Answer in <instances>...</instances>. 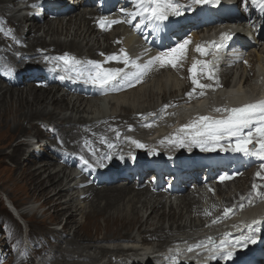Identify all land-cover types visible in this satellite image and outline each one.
I'll list each match as a JSON object with an SVG mask.
<instances>
[{
    "label": "bare ground",
    "instance_id": "bare-ground-1",
    "mask_svg": "<svg viewBox=\"0 0 264 264\" xmlns=\"http://www.w3.org/2000/svg\"><path fill=\"white\" fill-rule=\"evenodd\" d=\"M22 1L23 0H0V126L4 129L0 130V142L8 135H6L7 132L18 134L27 133V130L23 127V123L26 121V124H28L31 129L35 131L37 130L36 133L40 136L43 135L42 132L45 129L51 130L53 133V137L51 138V151L57 152L59 149H64L65 154L63 159H58L59 157L55 159L51 157L48 159V155H40L37 158L41 160L40 165H38L39 161L37 159L34 160L32 158H27L25 162H23L20 160L19 156L24 152L27 143L24 144L21 142L17 143L12 151L6 156L4 152L1 151L0 159L6 158L14 164L9 168H11L10 170L13 173H11L10 179L14 181L15 184L23 185L32 195L43 197L44 203L49 205L47 211L53 209L54 219H51L52 222L53 220L54 222L60 221L58 219L65 216L62 223L65 233L59 235L52 232L45 220L36 222L35 225L41 227L42 234H45L49 238V241L46 243L44 242L45 249L42 250L48 252L50 256H40L41 252L39 254L41 260H49L52 264H79L75 259H90L92 261V258H94L98 261L97 257L100 255L113 254L115 257L120 256L121 258L114 260L113 257L110 256V259L107 260V262L105 261L104 264H132L130 256H134L135 258L136 255L139 256L138 259H136L137 257L135 258L136 260L141 259L144 261L147 259V263H149L148 258L150 259L152 256L151 249L153 248H164L170 253L178 254L183 250L185 243L193 242V244L198 246L199 249L200 247H203L208 251L211 249V242L206 240L214 235H219L223 240L231 242V244L225 243V245H223L224 252H231L234 249H239L240 251V249H242L248 250V254H251L255 251L256 246L260 243L258 242L256 245L259 234H253L250 226L252 222L257 221L259 218H261L264 225V214L258 217V215L264 211V204H262L264 203V175H262L264 173V167H253V165L264 162L262 159L249 161L248 164H244L240 170L237 171V175L231 177L224 176L226 178L223 181H221V179L217 181L213 186V190L222 199L220 205L222 204L223 207L230 209V211L227 214H225V211H219L217 217L213 219L211 218V220L208 219L209 221L206 224L202 223L200 225H195L194 220L205 218V216L209 214L201 208L200 204L203 200L201 192L205 191V189H201V187L211 183V175L208 176V179H206L205 182L202 179L195 182L201 183L197 185L196 189L190 190V187H187V191H180L175 187H163L161 184L154 186L149 183H144L135 188L132 186L133 182L131 181L133 177L131 176L127 179H123L128 180L125 187H122V181L116 182V184L120 183L117 184L120 186L110 185L120 176L118 173L113 172L115 167L120 168L122 164L129 163L124 161L126 160L124 158L125 155H121V158L118 157L120 160H115L117 159L116 155L120 153L121 147L129 141V139L122 137V134H143V138L138 136L133 140L144 146L138 147L137 144L134 143L140 149L141 153L150 148V139L155 135L152 133L158 135V138L154 141L156 145L160 147H170L171 143H169V138H165L164 133L169 135V132L165 131L167 130V126L171 125L175 118L172 117L170 121L163 119L166 115L165 113L168 111L167 106H170L173 103H177V106L188 99L190 101L196 99V107L194 108L193 106V108L197 112L198 106L203 105H199L198 103L201 102L202 98L207 96V92L205 91H203V95H201V91L195 84H193V79L195 78L199 83L208 85L209 87H207V89H213L220 81H224L223 86L229 88V72L223 71L218 74V77H220L219 82H215V80L208 82L205 81L207 79L206 74H209L208 70L211 67L206 65L204 60H200L199 73L194 75L193 71L190 69L189 63H191V60L196 58L195 61L197 63V59L201 56L196 50L197 47H208L210 41L211 44L214 41H220L217 34L213 38L211 37L210 32L202 35L211 37L208 38V41L202 44V41L198 36V33H205L214 23L203 21L198 25L196 33L193 34L197 43L191 44L190 46L186 45L183 54L176 55L177 66L175 68L169 64L161 67L159 61H154V58L157 57V55L151 53L148 57L151 58V61H154L152 65H156L158 69H154L153 66L149 72L140 77L139 81H137L135 77L125 80L121 76L110 85L105 86L104 88L100 87L94 92L82 89L80 91L77 87L76 89H73L71 84L63 83L61 85L67 93L58 98L56 93L61 87L54 86L55 90L53 91L52 87L47 86L48 83L51 84L54 81V77H59L58 73L56 70H52V74L44 75L45 70L54 65L74 78L80 79L81 77H87L86 73L91 66L85 64L84 60L94 59L97 55L103 56L108 52V46L104 48H100L99 46L95 48L93 45L88 46L89 41L103 36L102 34L109 30V24H111V21L104 22V25H99V16L107 17L112 14H119L118 11L115 10L118 4H121V8L125 9L131 6V3H117V0H112L110 6L104 9H99L97 7V0L85 3L79 1L72 7L63 8L67 9L66 12L69 11L71 14H69L70 17L64 24L60 22V20H62L63 17L65 18V16L61 17V14L50 16V13L48 12V15L45 14L40 20L43 21V23L38 25V23L35 22V19H31L30 21L26 20L24 22V17L22 15H17L23 10L22 5L17 6V3ZM39 1L41 3L43 1L45 2V0ZM182 1L184 4H177L180 6V12L184 13L192 10V6L190 8L185 7V5H191L192 0ZM92 2L96 3L94 5L96 7H89L91 12L84 11L86 10L85 4ZM251 3L252 0H242L241 5L243 6L244 11L241 16L234 19H228V21L224 22L229 24V22H237L241 21L242 18H248L251 12L247 11V5L250 6ZM262 19H264V16H261V20ZM194 24L191 23L190 25ZM40 30H42L43 36H37ZM63 33L64 35H69L70 33L74 40H71L72 42L68 44L63 40H60L58 37L54 38L55 35H62ZM141 34L144 35L145 32H141ZM108 36L104 35L106 42L109 39H112L113 41V39L118 40L120 38L117 35L113 36V38H109L110 36ZM47 37L51 39L48 42L45 41V38L47 39ZM80 38H83V40L90 38V40L87 42L85 41L86 43L82 45V42H76L77 40L79 41ZM121 38L125 45H130L135 41V38L128 33H125L124 36L122 35ZM260 39L261 41L256 44L257 50L264 54V46L261 47L264 43H262L264 35H261ZM113 42L111 43L112 45ZM107 43H109L110 46V42ZM179 44L180 43L173 44L169 47L159 46L158 48H164L162 53H167L169 49L176 47ZM86 47V52H83L82 50ZM70 49L78 50L71 51ZM192 52H194V56ZM65 56L72 58L73 67H75V64L79 65V67H81L80 64L82 65V70L79 72L80 74L71 72L72 66L70 64H65L61 59ZM187 58L188 61H186ZM40 62H45V64L41 65ZM181 62H186L185 67H180L178 63ZM260 63V67L262 66L264 71V59L261 60ZM37 66L43 68L44 71H40ZM223 66H227V64ZM122 67L125 66H121L120 68L118 66L119 69H122ZM164 70H172L176 76H180L184 79L188 76V79H186L188 83L183 85L185 94H187L186 99L173 100V98H171L170 101L167 99V94L171 95L176 92L178 83L177 77L175 75L173 76L170 73L171 71L165 72ZM230 70L232 69L230 68ZM262 73L263 74H261V77L259 78V86H261V83L264 81V72ZM231 74L233 73L231 72ZM33 76L39 79V81L42 80V82L28 84L27 79ZM152 76L157 79H155L157 83H152L147 89L144 88L142 96L145 100H152V103L145 106L144 103H146V101L141 100L140 98L142 92L139 93L137 90L140 91L142 87L138 86L148 82ZM49 77L51 80H49ZM238 80L239 82L242 81L243 84L245 83L246 78L243 79V73L239 75ZM150 82L151 80L148 83ZM23 87H26L27 89H25L27 91L24 92ZM155 89H157L158 92L155 91ZM72 90H78L79 96L83 98H85V95H90V97L93 96L95 98L99 97V95H113L109 100L111 103H109L114 108L119 107V113H114V115L111 113L108 117H103L102 119L100 118L94 121L83 119L75 121L71 118H61L58 121L56 117L61 113L60 111L68 109L65 99L68 92ZM225 91H227L226 94L224 93L226 98L223 97L225 102L223 101L224 105L220 109H228L227 107L225 108V106H230L235 102H237L238 105L244 104V101L256 97L260 93V90H258L254 95H241V93L233 94V90L228 89ZM189 93H191V95H188ZM145 95L148 96L146 97ZM155 96L162 97L161 102L159 101L160 104H154L153 100ZM238 96L242 97L239 98ZM207 98H209V96ZM140 103L144 104V107H141V105H139ZM48 106L52 107V109L47 110ZM218 107L211 109L206 108L207 110H203L204 112L201 114L202 116L208 117L221 115L224 111L217 112L216 109ZM177 108L179 109V107ZM76 111H78V108H76ZM187 111H189V108ZM200 117L201 115H196L195 118L190 120H179L176 130L172 131V133L175 135L180 134L182 127L197 122ZM10 119H12V122ZM34 119H37L35 125L31 122ZM42 121H45L47 124H43ZM149 124L153 126H146ZM152 127L156 128L150 132V128ZM186 132L191 134L190 129L186 130ZM150 134H152V136L149 137ZM162 134L163 136L161 137ZM183 136L190 137L184 132ZM190 140L191 137L190 139L185 138L182 141L183 144L187 143L190 147L196 146L190 144ZM163 141H165L164 144H162ZM235 141H233L234 145ZM107 155H111L112 158L110 160L103 159ZM201 155L202 154L196 149H191L183 154V158L185 160H190L192 158L201 157ZM127 159H129L130 162L135 161L133 157ZM84 160H88L96 167L95 170H98L96 177L90 179L91 183L87 185V192L84 196L86 200H88V207L90 208L89 211L84 214L85 223L89 220L95 225L96 229L100 230V232L104 231L106 234H112L113 236L96 237L93 239L83 237V235L79 233L81 228L80 225L77 228L75 227L73 235L70 238H65V235L67 234L66 231H69L73 227L74 219L71 214L67 215L70 211L69 202L62 203V200L65 198L68 191L62 186V178L59 177V174L63 173L64 170L69 167L83 169ZM56 161L62 165V168L58 172L51 174L50 168L55 167L54 165H56ZM219 168L226 170L221 164H219L212 171H216ZM252 168H256L257 173H252L251 177L247 175L243 178L242 176V180L241 178L238 179V182H244L243 185H246L245 188L238 192L236 191V194L229 196H227V194L226 196H223L224 193H228L227 186L230 185L232 181L234 182L235 178L240 173L248 172ZM101 169L102 171L99 172ZM221 169L219 170L222 171ZM147 171L148 170H144L143 174ZM203 172L201 174H203ZM258 174L261 175L260 179L257 178ZM103 178L104 181H102ZM198 178H200V176L195 177V179ZM65 179L67 180L68 177L66 176ZM187 179L188 177L185 180ZM97 180L98 183L102 184L101 187L96 185ZM141 180L142 181H140L139 184H141L145 178L142 177ZM195 183H182V185H191ZM254 185L255 188L253 187ZM207 196L208 195L205 194L203 198L208 199ZM249 200H251V203H249ZM240 203H242L241 205H243V207H241ZM137 204H139V206H137ZM213 204V209H217L218 203L213 202ZM166 206L168 207V212H165ZM209 211L211 212V210ZM237 213L238 215L235 216ZM11 214L18 223L22 224V220H20L21 214ZM11 220L6 219L10 225V229L15 230L16 228L13 226ZM245 220H247V222ZM191 222L193 225H191ZM165 224H167V229L164 228ZM100 225L103 226V228H100ZM234 230H238V234L234 233ZM133 233H135V235H133ZM249 237L253 238L251 239V242H249L250 239H247ZM148 239L149 241L157 240L158 242H164L157 245L155 244V246H150L149 244L140 245L141 242L148 243ZM61 242H64L67 249L74 247L81 248L82 250L87 249V251L95 250L94 254L97 250L98 254L96 253L95 257H93L92 255L83 256L82 251H64L61 249ZM100 244H109L108 246L113 245V247L106 248L105 246H100ZM219 247L220 246H217L214 250L217 251ZM131 252H133V255L128 256ZM123 256H125V258H123ZM175 261V259L171 260V263H174Z\"/></svg>",
    "mask_w": 264,
    "mask_h": 264
},
{
    "label": "rangeland",
    "instance_id": "rangeland-1",
    "mask_svg": "<svg viewBox=\"0 0 264 264\" xmlns=\"http://www.w3.org/2000/svg\"><path fill=\"white\" fill-rule=\"evenodd\" d=\"M131 1L135 2V0H131ZM136 1H137L136 5H138L139 0H136ZM169 2H171L173 4H179V5L184 4L182 0H169ZM21 5H24L23 1L17 3V6H21ZM94 7H96V6H94ZM185 7L190 8L191 5L190 4L185 5ZM85 9L86 10H84V11L91 12L90 8L88 6H86ZM117 9L119 10L120 6H118ZM17 15L21 16L20 14H17ZM70 15L65 16V18L63 17V19L61 18L62 20H60V19H58V20H60V22H62L64 24L65 21L70 17ZM112 15H114V14H112ZM107 17H109V16H107ZM107 17L106 16H99L98 24L101 25L102 20L104 22H107L108 21ZM122 20L128 21L129 19L128 18H122ZM133 21H135V19H133ZM35 22H37L38 25L39 24L41 25L43 23V21H38V20ZM138 23H139V21L135 22L134 24L137 25ZM110 25L111 24H109L108 32L103 33L102 34L103 36H101L95 40H91L88 43V46L93 45L95 48L98 46L100 48H104V47L108 46V52L106 53V55H103V56L97 55L96 58H94L93 60L92 59H85L84 60L85 64H88L89 66L92 67L93 64L98 63V64H100L102 69L106 71V70H111V69H107V68H112L111 65L108 63L110 60L109 57H116L117 59H113V61H116V62L122 60L121 59V57H122L121 52L124 51V46L122 47L123 42H122L121 36L123 33L126 32V30L121 28L119 25H116V26H112V25L110 26ZM70 33H69V35L68 34L64 35V33L62 35L58 34V35H55L54 38L58 37V38H60V40H63L69 44L70 42H72L74 40V38L71 36ZM187 33H190V34L187 35ZM187 33L185 34V36L187 35L186 39H188L190 41L187 45L190 46L191 44H196L197 42L195 41V39L193 37V34H195V33H193V32H187ZM40 35H42V30H40L39 33L37 34V36H40ZM104 35H107V36L109 35L110 36V37L108 36L109 38H111V37L113 38V36L117 35L120 38L118 40L113 39V41L115 40L114 42L112 41V39H109L107 41V42H110V46H109V43H107L104 39ZM49 40H51V39H49V37H47V39L45 38V41L48 42ZM82 40H83V38H80L79 41L77 40L76 42H82V45H84L88 40H90V38H88L87 40H83V41ZM112 42H113V45L111 44ZM263 42H264V39H263L262 43ZM262 46H264V43L261 45V47ZM203 48H206V47H203ZM85 49L87 50V47L84 48L82 51L86 52ZM254 49L255 50H253V49L247 50L245 52V54L238 55L235 58H231V61H229V65L227 64V66H221V68H219L218 71L215 70L214 68H212V69L209 68L208 72H209V74L212 75L213 79H209V74L208 75L206 74L207 79L205 81H208V82L211 81L212 82L213 80H215V82H219L220 77H218V74L222 73L223 71H226V72H229V76H230L229 80H232L235 83V81L238 80L239 75L241 73H243V79L246 78L245 83L243 84L241 81V82H239V85L237 84V85H235V87L229 88V90H233V92H232L233 94L234 93H241V95L242 94H244V95L245 94L246 95L253 94L254 95L255 93L258 92L257 89L260 88L259 78L261 77V74H263L262 72H264L263 67L262 66L260 67V64H261L260 61L264 59V56H263L264 54L261 52H258L256 45H255ZM70 50L73 51V50H78V49H70ZM161 54H163V53H161ZM178 54H180V53H176V55H178ZM192 54L194 56V52H192ZM195 60H196V58L191 60V63H189V64H190L191 70L193 68L192 66L196 65L195 74H197V73H199L198 70H200V60H204V62L206 64V58H205V55L203 54V56H201L197 59L198 64L196 63ZM186 61H188V58ZM40 64L43 65V64H45V62H42V63L40 62ZM69 64L72 66V63H69ZM178 64L180 65V67L183 68V67H185L186 62L185 63L181 62ZM74 66L75 67L72 66L71 72L72 73L76 72V74H80L79 72H81V70H82V65L80 64L81 67H79V65H76V64ZM117 66H119V68L121 66H124V62L122 64H121V62L118 63V65L115 66L116 69H114L113 71L119 69ZM153 66H154V69H158L157 67L155 68V65H153ZM103 67H107V68H103ZM37 68H39L40 71H42V70L44 71L43 68H40L38 66H37ZM76 68H78V69H76ZM230 68L232 70H230ZM257 69H258V73L255 72V70H257ZM52 70L53 71L56 70L59 77H57V76H56L57 78L54 77V81L51 84L48 83L47 86L52 87L53 91L55 90L54 86L61 87L60 90L56 93V96H58V98L61 95H64L67 93L64 90V87L61 85L63 83L71 84L73 89L74 88L76 89V87H77L78 90H80V91L82 89V90H87L89 92H94V91H97L98 88H100L98 85H94L91 82H88L87 77H81L80 79L74 78V77L64 73L60 68H58L57 66H54V65H52L50 68L46 69L44 72V75L52 74L53 73ZM57 70H59V71H57ZM164 71L165 72L171 71L170 73L173 76L175 75V73L172 70H170V71L164 70ZM202 72H204V71H202ZM231 72L233 74H231ZM176 77H177L178 86H180V87L177 86L175 93H173L171 95L170 94L166 95L167 99L169 101L171 98H173V100L174 99L175 100H177V99L182 100L184 98L186 99V96H187V94H185V90L183 88L184 87L183 85L188 83L186 81V79H188V76H186L185 79L180 77V76L179 77L176 76ZM155 79L156 78L154 76H152L149 79V81L151 80L150 83H148L149 81L145 82L144 83L145 85L143 84L142 86H140V87H142L140 89V91L137 90V92H139V93L142 92V94L140 95L141 100H145V98L142 96L144 88L147 89L150 85H152V83L156 84L157 79L156 80ZM49 80H51L50 77H49ZM153 80H155V81H153ZM164 80H166V79H164ZM27 82H28V84H30V83H34V82H42V80L39 81V79H37L36 77L33 76V77H30L29 79H27ZM60 82H62V83H60ZM25 88L26 87H23L24 92L27 91L26 90L27 88L26 89ZM198 89L201 92H203V91L207 92V96L202 98L201 102L198 103L199 105L200 104H203V105L198 106L197 112L194 110V108L196 107L195 106V104H196L195 100L196 99H194L193 101H190L188 99V100L184 101L187 103L186 105H188V106H186V105H184L185 107L178 106L179 109L176 106L177 103H173L172 105L167 106L168 111H167V113H165L166 115L163 117V119H165V120L167 119L168 121H170V119H172V117H173L176 120H178L179 118H182V120H190L192 118H195L196 115L202 116L201 113L204 112L203 110L218 107V105H219L218 108L223 107V105H224L223 101H224V98H226L225 94L227 93V91L217 90L215 93H211V91H212L211 88L207 89V87H206L203 89H201V88H198ZM78 90H75V91L72 90V91L68 92L66 99H65V102L68 105V109L60 111L61 113L56 117V119L58 121L61 118H71L72 120H75V121L82 120V119L88 120V121H90V120L94 121V120H98L100 118L102 119L103 117H108L109 115H111V113H112V115H114V113H119L118 112L119 107L114 108L110 104L111 102L109 100L112 98L113 95H99V97H97V98H95L93 96L90 97V95H85V98H83V97L79 96ZM64 91H65V93H64ZM155 91L158 92L157 89H155ZM145 96L147 97L148 95H145ZM208 96H209V98H207ZM138 97H139V95H138ZM161 99H162L161 96H155L154 100H153L154 104H156V105L160 104ZM145 101H146V103H144L145 106L152 103V100L149 101L147 99ZM148 101H149V103H148ZM144 104L140 103L139 105H141V107H144ZM100 105L105 106L103 108V111L99 110L98 106H100ZM193 106H194V108H193ZM76 108H78V111H76ZM188 108H189V111H187ZM51 109H52V107H50V106L47 107V110H51ZM174 111H175V113H174ZM10 121L12 122V119H10ZM36 121H37V119H34L31 122L33 125H35ZM42 123L47 124L45 121H42ZM162 123H164V122H162ZM151 126H153V125H151ZM23 127L27 130V133H25V134H18V133H12V132L6 133V135L7 134L8 135L5 136V138L2 139L3 141L1 140V142H0V153H1V151H3L5 156H6L7 154H9L12 151V149L16 146L17 143L23 142L24 144H26V142L23 140V139H25L26 135H36L38 137L40 136L38 133H36L37 130L35 131V130L31 129L29 127V125L26 124V121L23 123ZM155 128L156 127L150 128V132H152L151 130H153ZM157 128H160V127H157ZM0 130H4V129H2V127L0 126ZM42 134L43 135H41L40 137H42L45 140V142L47 144V148L39 147L38 153H40L41 155H44V156L48 155L49 156L48 159H50L51 157L53 159L58 158V157H59L58 159H63L64 154H65L64 149H59L60 151L58 150L57 152L51 151V147H52L51 138L53 137L52 131L45 129L42 132ZM130 134L131 133L122 134V137L127 138V139L129 138L130 140L134 139L135 137L130 136ZM152 134L156 135V133H152ZM152 134H150L149 137L152 136ZM136 136L137 137L139 136L140 138L144 137L143 134H138ZM162 136H163V134L161 135V137ZM157 138H158V136L156 137V139ZM129 141H128V143H126V145L124 144L121 147L120 153L116 155L117 159H115V160H118L119 158H121L120 156L123 155V152L125 150L124 148H128L130 146H133L132 141H130V142ZM164 143H165V141L162 142V144H164ZM149 150H150V148L147 149L145 152L140 153V154L144 155V154L148 153ZM37 155L38 154H35V156H32L31 158L35 160V159H37ZM155 155H157L156 152H155L154 156ZM19 157H20V160L23 162H25V160L27 158H29L26 156V154L22 155V153ZM125 159H126V160H124L125 162H130L129 159H127V158H125ZM37 160L39 161L38 165H40L41 160L40 159H37ZM12 165H14V164L10 160H8L6 158L0 159V264H52L49 260H43V261L41 260L40 256H50V254L48 252H45L44 250H42V249H45V243L47 241H49V238L45 234H42L41 227L37 226L35 224H36V222L45 220L53 233H55L57 235L63 234V233H65L64 232L65 230L63 229L62 223L65 219L64 218L65 216L62 218L60 217V219H58L60 221L54 222V220H53V222H52L51 219H54L53 218L54 217L53 216V209H49L47 211V208L49 207V205L44 203L43 197H38V195L37 196L32 195L30 192H28V190L23 185L15 184L14 181H12L10 179L12 172L10 170L11 168H9V167H12ZM54 166L55 167L50 168L51 174L58 172L62 168V165L58 161H56V165H54ZM122 166H123V164H122ZM256 166H260V168H262V166H264V164H257ZM86 167L87 166L85 164H84L83 169L77 168V167H74V168L69 167V168H66L64 170V172H63L64 174L63 173L59 174V177L62 178V184H63L62 186H64L65 190L68 191L66 193L65 198L62 200V203L67 202V201L69 202V206H70L69 210L70 211L68 212L67 215L71 214L73 216V219H74L73 227L69 231H66L67 234L65 235V238H70L73 235V230L75 229V227L77 228L80 225H81V228H80L79 233L82 234L83 237L93 239L96 237L100 238L103 236H113L112 234H106L104 231L100 232V230L96 229L95 225L89 220L85 223L84 214L87 211H89L90 208L88 207V200H86V198L84 196L87 192V185L89 183H91L90 179L96 177V174L98 172V170H95L96 169L95 166H93L91 168H89V167L86 168ZM116 168L118 169V167H115V170H116ZM256 168H252L248 172H242V174L240 173L241 175L239 174L235 178V181L234 182L232 181L230 183V185L227 186L228 193H224L223 196H226L227 194H228L227 196L232 195V194H236L238 191L245 188L246 185H243L244 182L240 183V182H238V179L241 178V180H242V176L244 178V176L246 177L247 175L249 177H251L252 173H254V174L257 173ZM100 171H102V169L99 170V172ZM261 173H263V172H261ZM225 174H228V176L231 177V176L235 175L236 173L231 171V170H228L224 173V175ZM66 176L68 177L67 180L65 179ZM257 178L260 179L261 175H258ZM102 181H104V178L102 179ZM114 181L110 185L116 186L117 184H120V183L114 184ZM217 181H218V178L214 179V181L212 180V182L210 184L208 183L206 186L201 187V189H205L204 192H201V195H203V197H204L205 194H207L208 199L207 198L204 199L201 196L203 200H202V203L200 204V206H201V208H203L204 211H207L209 214L207 216H205V218H202V219L199 218L200 220L195 219L194 220L195 225H200L202 223L206 224V223H208L209 220H211V218L213 219V218L217 217V215L219 214V211H221V212L225 211L226 208L223 207L222 204L220 205V202L222 200L221 197L213 190L214 189L213 186L217 183ZM131 182H133L132 186L135 188L139 187L140 185H142L144 183H148L147 181L143 180V182L141 184H139V181L135 178L132 179ZM235 182H237V183H235ZM96 185L101 187L102 184L98 183V180H97ZM117 186H120V185H117ZM122 187H125V186H122ZM185 191H187V190H185ZM7 200L9 202H12L15 206L19 207V209H20L19 214H21L20 220H22L21 221L22 224L18 223L14 219L12 214L9 212V210L7 208V204H8ZM212 201L218 203V207L215 210L213 209L214 204ZM241 204L242 203H240V205ZM262 204H264V203H262ZM137 206H139V204H137ZM167 206H168V204H167ZM167 206L165 208V212H168ZM209 210H211V212ZM237 215H238V213L235 216H237ZM11 218H12V220H11ZM6 219H10L13 222V226L16 228L15 230L10 229V225L6 221ZM191 225H193L192 222H191ZM99 227L103 228V226H101V225ZM164 228L167 229V224H165ZM27 234H28V240L30 239L29 240L30 244L26 241V235ZM133 235H135V233H133ZM148 241H149V239H148ZM157 242H158L157 240L156 241L151 240L148 243L147 242H143V243L141 242L140 245L149 244L150 246H153V245L155 246V244L157 245L159 243H163L164 241L158 242V243ZM60 245H61V249L64 251H66V250L73 251V252L82 251L83 256L84 255H92L93 257H95V254L98 252L96 250V252L94 254L95 250H88L87 251V249L82 250L81 248H74V247L67 249L64 242H61ZM108 245L109 244H105V245L100 244V246H105L106 248L107 247H113V245L112 246H108ZM173 249H175V248H173ZM40 253H41V255L39 256ZM130 255H133V252L128 254V256H130ZM110 256H112L114 260H118L121 258L120 256L115 257V255H113V254L112 255L111 254H105V255H100L99 257H97L98 261H96V259H94V258H92V261L90 259H83L82 260V259L77 258V259H75V261L78 262L79 264H104L105 261L107 262V260L110 259L109 258ZM131 257L132 256H130V258ZM138 257L139 256H137V255L135 256L136 259H138ZM123 258H125V256H123ZM139 260H141V259H139ZM148 261H149V263H147V264H150L151 262H150L149 258H148ZM114 264H116V263H114Z\"/></svg>",
    "mask_w": 264,
    "mask_h": 264
},
{
    "label": "snow or ice",
    "instance_id": "snow-or-ice-1",
    "mask_svg": "<svg viewBox=\"0 0 264 264\" xmlns=\"http://www.w3.org/2000/svg\"><path fill=\"white\" fill-rule=\"evenodd\" d=\"M218 2L219 0H192V3L197 5L216 4ZM255 2L256 0H253V3ZM261 6L264 7V0H261ZM179 7V5L169 2V0H139L138 10L134 13H129L130 19L125 22H131L132 19L140 17L141 24L149 22L153 25H158L160 22L166 21L169 17V14L180 15L181 13L179 11ZM120 22L121 21H112L111 23ZM101 24L104 25V21H101ZM135 27H139V24L135 25ZM228 38L229 37L227 35L223 37V39L225 40ZM189 42L190 41L188 39H185L178 46L169 49L167 53H163L155 57L154 61H159L161 67L169 64L173 68H175L177 66L176 53L183 54L185 46ZM196 50L202 55L205 53V49L201 47H197ZM61 59L65 64L73 62L72 58L67 56L62 57ZM109 59L113 60L117 58L109 57ZM154 61H149V63L147 65H144L143 68L135 63H132L131 66L137 68V72L132 73L131 76L129 75V73L124 72L123 69H118L115 71H104L101 68L100 64L95 63L86 73L87 81L91 82L94 85H98L101 88L110 85L113 81L117 80V78L121 76L125 80H129L132 77H135V79L139 81L144 71H146ZM123 62L126 65L130 63L127 58H125ZM195 69L196 65H193L192 71L194 75ZM209 79H213L211 74H209ZM192 82L201 89L209 87L208 85L199 83L195 78ZM188 95H191V93H189ZM201 95H203V92H201ZM216 111L230 112V115L226 119H213L208 116H201L197 122H193L181 128V132H185L189 129L191 130V140L189 141V143L201 147V150L214 151L215 147L221 140L225 138L235 137L237 138L235 141V147L233 148L232 145L229 144L227 146L228 148H231L232 151L235 152L244 153L245 155H259L260 158L264 160V102L255 104L249 103L245 104L242 107L232 108L230 110L217 108ZM257 121H260L261 124L260 126H256L254 128V132L259 135V147L261 151L258 153H250L248 145L253 143L254 133L253 130H249L246 133L244 132V130L251 129L253 125L257 124ZM146 126L151 127L150 124ZM132 143H136L138 147H144L137 141H132ZM181 143L183 144V141H181ZM111 158V155H107L103 159L110 160ZM83 162L87 167H93V165L88 160H84ZM225 178L226 177L222 176L220 179L221 181H223ZM253 187L255 188V185ZM249 203H251V200H249ZM241 207H243V205H241ZM229 211L230 209H225V214H227ZM189 251H191V249H189ZM217 251L222 253L221 258L225 260L230 258L232 255L230 251L224 252L222 244L217 249Z\"/></svg>",
    "mask_w": 264,
    "mask_h": 264
},
{
    "label": "water",
    "instance_id": "water-1",
    "mask_svg": "<svg viewBox=\"0 0 264 264\" xmlns=\"http://www.w3.org/2000/svg\"><path fill=\"white\" fill-rule=\"evenodd\" d=\"M249 149H251V150L255 149V144H251V145L249 146Z\"/></svg>",
    "mask_w": 264,
    "mask_h": 264
},
{
    "label": "clouds",
    "instance_id": "clouds-1",
    "mask_svg": "<svg viewBox=\"0 0 264 264\" xmlns=\"http://www.w3.org/2000/svg\"><path fill=\"white\" fill-rule=\"evenodd\" d=\"M7 202L9 203V201L7 200ZM13 206H15L12 202H10Z\"/></svg>",
    "mask_w": 264,
    "mask_h": 264
}]
</instances>
